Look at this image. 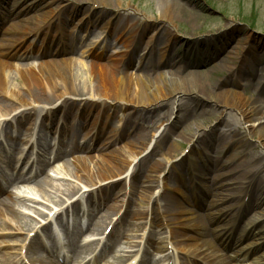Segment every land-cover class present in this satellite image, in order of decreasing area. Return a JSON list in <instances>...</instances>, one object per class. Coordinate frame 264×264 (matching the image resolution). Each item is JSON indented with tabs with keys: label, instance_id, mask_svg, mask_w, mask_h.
Here are the masks:
<instances>
[{
	"label": "bare ground",
	"instance_id": "obj_1",
	"mask_svg": "<svg viewBox=\"0 0 264 264\" xmlns=\"http://www.w3.org/2000/svg\"><path fill=\"white\" fill-rule=\"evenodd\" d=\"M17 1L9 0L8 6L12 8L13 12L16 9L19 13L39 10L46 5L44 1L55 2V10L63 5L62 12L57 13V16L40 14L38 19L31 17L26 22L27 26L25 28L21 24V26H13L12 29L16 33L26 31V34L33 32L45 34L46 30L52 29L55 30L53 38L69 40L71 47L67 48L66 54L69 56L67 58L63 57L61 52L45 51L48 54L47 61L40 59L37 65L29 62L12 64L8 60L15 58L14 53L19 51V38L16 34H10L3 40L0 45V128L3 132L12 127L17 128L37 115L38 112L46 113L50 117L54 113L64 111L63 128L70 133L68 144L70 148L74 149L73 152L82 150L86 153V156H79L72 164L64 167L67 177L72 182L60 185L53 184L50 180H45L43 183L36 182V184L38 183L36 189L42 197L31 199L27 208L34 213L35 217H29L16 207L18 205L17 200H14L12 196L8 195L5 199H2L0 201V233L29 235L31 232L37 231L36 228L41 223L40 220H47L54 208H62L64 204L70 205V203L73 204L72 207H75L79 201L91 196V194L100 193L104 196L107 190L111 192L117 186V180L123 175H127L129 178L137 175L138 183H135L134 187H130L132 189L129 196L131 198L138 197L139 204L145 206L134 211L132 220H143L141 222L143 224L145 218H151L152 227L148 235L153 241L156 229L163 227L172 239L174 238L179 242V248L184 254H187L196 264H244L245 258H248V249L241 248L230 258L222 255L218 250V244L215 240L225 232L222 223H226L225 220L228 217V208L226 211L224 208H220V203L231 200L236 202L235 205H237L247 197L249 200H253L254 197L255 209L259 201H264V185L258 183L255 187L252 186L249 191L248 186L243 183L248 178L255 177V174H252L251 171H245L238 177L230 179L227 183L221 182L217 188L221 186L229 187L228 194L220 192L222 190L214 193V199L208 204L207 212L204 209L203 213L199 214L192 205V199L188 198L186 194L187 189H191V183L186 182L182 186L181 183L174 180V184H172V171L177 170L175 161L178 159L180 145L184 140L190 145L193 144L188 155H190L189 158L193 161L192 163H196L193 159L196 156V148L200 149L201 146L207 144L204 138V140L199 139V132L204 128L203 125L197 123L194 127L182 128L178 132L180 136L176 135V142L169 147L166 146L172 132L170 126V128L168 126L163 127L161 134L162 128H158L153 134L150 131L155 129L159 122H154V120H161L160 110L164 103H171L170 99L172 98H177V103H179L182 98L194 94L200 99L205 98L210 102L215 101V105L219 102L220 105L237 111L247 125L248 135L256 134L259 144L264 147V96L262 94L256 96L263 80L254 83L251 82V79H247L242 82L245 89L250 88L253 91L255 95L252 96L245 95L240 89L242 86L240 84H237L235 89L220 88L218 90L212 82L214 79L212 74L216 70L204 74L198 72L197 66H193L188 62L189 60L176 59L171 56L173 50L169 53L168 45L176 44L179 39L174 34L176 30L172 32L167 25L176 29L180 16L185 11L176 0H155L157 2V15L151 18L145 15L144 18L133 16V11L140 13L135 8L131 12L120 15L119 10L122 7L123 0H40V3H36L39 0H28L22 8H17ZM1 4L2 0H0V6ZM77 4L84 5V7L75 8ZM52 10L51 12H54V9ZM81 14L83 16L79 19L77 31L69 32L68 27L65 26ZM31 21L34 22L32 27L28 26ZM99 27L108 32V37H114L113 40L115 41H122L121 44H127L125 48L131 46L132 50L128 51L127 54L121 50L114 54L104 53L113 45L112 42H107L105 36L104 48L100 46L101 49L103 48L102 52L98 51L99 48H95L79 58H75L74 54L77 55L78 45L83 43L79 39L80 35L85 31V34L93 37ZM87 31L88 33H86ZM149 31H153L154 34L144 39ZM159 35H163L164 39L157 38ZM251 38L252 34L248 33L244 47L242 43H239L240 48L244 50L249 45L248 41ZM252 39L251 46L255 48L258 45L257 40ZM142 40L143 44L146 43L144 51L150 45L149 51L144 57L136 58L134 68L130 70L133 62L132 56L137 52ZM230 40H223L222 35L221 38L216 39V47L220 48L219 52L224 49ZM214 43L212 42L211 45ZM189 45L187 44L186 48L189 49ZM232 51L219 66L221 70L229 71V73L235 75L238 64L243 65L248 59L250 60V55L247 52L241 58L240 52L235 53ZM79 54L78 52V56ZM25 56V54L22 55L23 58H27V56L30 58L32 55ZM57 56L58 59H54ZM88 57H95V60L86 61L85 59ZM189 64L192 65V70L188 69ZM12 71H14V74ZM211 86H213V89ZM112 104H114V116L119 112L126 114L122 131L112 125V121L116 117L110 116V106ZM94 108L103 110L102 113L98 112L97 118H95L97 121L100 119L102 125H106L108 121V126L113 131L111 132L113 133L111 139H115L116 144L119 145H116L115 150L102 151L100 155L91 157L88 154L89 147L80 148L78 146L76 140L79 129L75 131V128L76 125L84 126L81 124V120L85 121ZM100 113L102 119L99 116ZM134 118L142 120L141 122L145 124V127L142 129L136 128L135 131L129 133L131 127L128 128L129 124L127 125V123L129 119L133 120ZM174 121L176 122L173 125L177 126V122L179 124L177 115ZM52 124L53 122L50 123V125ZM220 127L221 123L217 128ZM215 128H212L211 133H215ZM100 136L101 134L98 132V137L100 138ZM238 144H242L244 148L247 146V142L244 141ZM161 151H163V161L155 160L148 166L152 176L150 175L146 179L147 182H143L141 174L144 168L149 164L153 155ZM235 157L236 154L230 156L229 159L232 160ZM261 164L263 165L262 162ZM44 166L48 165L42 164L40 166L41 170L43 169L42 171H45ZM238 169L240 167L226 173L219 170L217 174H211L212 168H210V174L208 175H214L216 180L225 175L230 176ZM195 182L197 186H202L199 175L195 176ZM125 190L124 187L118 193L125 192ZM171 191H175L179 196L174 197L171 195ZM0 193H7V190H0ZM131 198L124 208L125 216L130 214ZM124 199L123 197L121 206L124 204ZM117 203L119 202L116 201L114 207H109L108 211L117 213L119 207ZM160 203H166L162 208V217L159 213L158 205ZM39 207L42 210H38ZM259 219V217H255L248 224L255 227L254 224ZM251 230L253 232L254 229ZM34 236L32 239H28L27 245L22 246L21 250L30 255L32 258L28 257L33 262L46 264L40 260L42 258H33V245L37 243L36 235ZM25 240L27 239L18 238L9 240V242H20L18 244L20 245ZM239 241L240 239H237L235 244H238ZM159 248L161 249V247ZM251 252L253 251L251 250ZM0 264L14 263L5 257H0ZM252 264H264V254L260 258H254Z\"/></svg>",
	"mask_w": 264,
	"mask_h": 264
},
{
	"label": "rangeland",
	"instance_id": "obj_2",
	"mask_svg": "<svg viewBox=\"0 0 264 264\" xmlns=\"http://www.w3.org/2000/svg\"><path fill=\"white\" fill-rule=\"evenodd\" d=\"M20 1L21 0H19V3ZM27 1L28 0H22L21 3L24 2L27 3ZM44 2L46 3L45 6H43L39 10H35L32 13L31 12L28 13L29 19L31 17L33 18L35 17L38 19V16L40 14L53 15V13L58 12L60 8L62 9V7H64L62 5L60 8L55 10L56 7V4H54L55 2L53 3H49V1L47 2L44 1ZM176 2L183 9H185V11L180 16L181 18L177 23L178 25L176 29L167 25V27L170 28L169 30H172V32L175 30L177 31V33L176 31L174 33L177 34V37L179 39V42H177L171 48V51L173 50L170 54L171 56H174L176 59L189 60L188 62L193 64V66L197 65L198 72H202L204 74L216 70V72L212 74L214 78L212 82H214V85L218 90L220 88L235 89L237 87L236 86L237 84L242 85V82H245V80L247 79H251V82L253 81L254 83L263 80L264 83V0H176ZM36 3H40V0L36 1ZM156 3L157 2L155 0H123L122 7L119 10V13L120 15H123L127 12H131V10L135 8L138 9L140 13L133 11L132 13L133 16L144 18L143 16L145 15L151 18L152 16L157 15ZM128 5H130V7H128ZM82 7H84V5L81 4H77L75 6V8H82ZM52 9H54V12H51ZM82 16H83L82 14L77 15L76 18L73 19V21L71 20L69 26L73 28L74 25L77 24L78 20ZM100 32H101V28L99 27L97 29V34H99ZM248 33H251L252 38H255L257 40L258 45L257 47L253 48L251 46V44L253 43L252 42L253 39L251 38V40L248 41L249 45H247V47H245V49L243 50L242 48H240L239 43H242L244 47L246 35ZM221 35L223 40L225 39L226 40L231 39V40L225 45L224 49L220 53L219 52L220 48L216 47L217 46L216 39L221 38ZM161 36L163 37V35ZM85 42H87L88 45L93 44L92 41L88 42V40H86ZM210 42L211 43L215 42V43L211 45ZM121 43L117 44V46L109 50V53L114 54L120 50L123 51V53L127 52V49L125 48L127 45ZM187 44H190L189 49L186 48ZM231 50H233L232 52L235 53L240 52L241 58L244 57V54H246L247 52H249V55L254 54L257 59L256 62L258 63V61L260 60L257 67L253 69H249L250 68L249 65H247L246 63L245 64L243 63L242 65L240 63L236 68L238 70L236 71L235 75L234 73H229V71L221 70L219 65L222 64L223 60L227 57V55L230 53ZM182 67L184 68V66ZM187 67L189 70H192L191 68L192 65L190 66L189 64ZM133 68H134V63L131 64L130 70H132ZM12 72L14 74V71ZM15 85L19 86L16 83ZM211 88L213 89V86H211ZM240 89L247 96L255 95L250 88L245 89L243 85L241 86ZM261 94L264 96V86L260 90H258L256 96ZM177 101H178L177 98L170 99L171 103H167V104L164 103V106L160 110L161 113L163 114H169V118H170L169 121H164V122L162 121L158 124L157 128H162L160 134L163 131V127L166 126L169 127L170 125L172 129L171 132L172 134L170 133L166 147H169L174 142H176L177 136H180L178 132L182 128L184 129L190 126L194 127L195 124L201 123L204 128L202 129L201 132H199V136H200L199 139L200 140L205 139L204 141L207 143L203 147L201 146V148L203 149V152H206L205 155L209 156L208 159L209 160L211 159V161L216 162L214 160L215 158H217V154H216L217 151H220L221 148L227 149L229 147V149L232 152L226 153V158L224 160V163H222V167H224V165L231 164V167H229L226 172H229L234 168L240 167V169H238L235 173H233L232 175L228 176L225 180H223L224 182L227 183L230 179H233L234 177L235 178L238 177L239 175L243 174V172L245 171H251L252 174H255V177L248 178L246 182L248 183L253 180L252 181L253 184L257 182V183H262V185H264V147L261 144H259L256 134L248 135L247 125L237 111L230 108H226L220 105L219 102L217 103V105H215L214 104L215 101L210 102V100H207L205 98L200 99L198 96L194 94L192 96L182 98L179 103H177ZM176 115L177 117H179V124L177 122V126L173 125V123L175 124L176 122L174 121L176 119ZM164 118L165 115L162 116L163 120ZM220 123H221V127L217 128V126H219ZM212 128H215L214 129L215 133H211V130H213ZM156 130L150 133L153 134ZM235 138L236 140H238L237 144L239 142L244 141L247 142V146L244 148L242 147V144L241 145L236 144V146L234 147L233 141L235 140ZM189 148H190V144L186 143L184 140L180 145V150L177 155L178 157V161L176 162L177 166L182 167L183 165H185L186 162L181 161V158L182 156H184L183 154H186L184 153V150ZM235 154L236 157L232 161L228 160L229 155L234 156ZM212 156H214L213 159ZM155 160L162 162L163 153L157 152L155 155H153V158L150 159L149 164L146 165V167L144 168L145 171H143L141 174L143 182H147L146 179L150 175L152 176L148 166L151 163H153ZM261 162L263 163V165L261 164ZM175 176L176 173L172 172V179H174ZM224 177H226V175L220 177V179H223ZM60 178L61 180L59 182H53V184L60 185L63 183L66 184L68 182H72V180H69V178L67 177V174L60 175ZM208 178L212 179L213 182L219 180V179L215 180L214 175L210 177L207 176L206 179ZM219 188H221L222 190L220 192H223L224 194H228L227 190H230L229 187H224V186H221ZM29 196L32 199L33 198L40 199L42 197L41 194L38 193L37 189H33V191L29 193ZM207 198L208 200L205 201V199H203L198 206V211H200L201 214L203 213L204 208L206 211L208 204L212 201V196L211 197L209 196ZM20 201L23 203L22 205H19L18 208L26 215H29V217H35L34 213L31 210L29 211L27 209L29 202L26 203L25 199H21ZM165 204L166 203H160L158 205L160 214H163L162 208L165 206ZM235 204L236 202H233L231 200H227L223 204L220 203L221 205L220 208H224L225 211L228 208V217L225 220L226 221L225 225L227 226L225 228L229 229L234 219H239L240 221L239 224H242V226H244L245 225L244 222L249 220L248 217L254 218L257 217V215L261 219L262 221L261 223L264 225V216H263L264 201L261 202V204L258 205L259 207L258 206L256 207V211L253 210L251 214H248L247 212H250L249 209L254 205L252 201L251 203L250 202L247 203L246 209H244V211L242 210L240 215H237V212H239L240 209ZM141 208H142V204H139L138 197L133 198L130 208L131 215L134 213L135 210H140ZM38 210H42V208L39 207ZM156 230H157L156 235L157 237H159L158 236L159 233H162L163 230L162 229H156ZM1 240L2 237H0V241ZM254 240L259 241V238L256 237L254 238ZM255 241H252L253 244L255 245L254 248H256V245H258V242ZM1 244L5 245L6 243H1ZM260 244L263 245L264 242ZM0 247L2 246L0 245ZM263 254L261 252V255Z\"/></svg>",
	"mask_w": 264,
	"mask_h": 264
}]
</instances>
